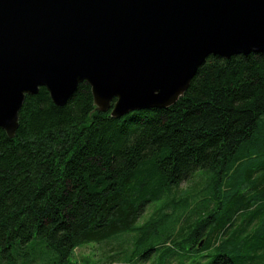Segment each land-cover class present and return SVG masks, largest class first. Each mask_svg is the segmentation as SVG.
Listing matches in <instances>:
<instances>
[{
	"label": "trees",
	"instance_id": "trees-1",
	"mask_svg": "<svg viewBox=\"0 0 264 264\" xmlns=\"http://www.w3.org/2000/svg\"><path fill=\"white\" fill-rule=\"evenodd\" d=\"M90 242L104 264H264V51L211 56L176 103L121 117L87 82L64 105L26 95L0 127V264H78Z\"/></svg>",
	"mask_w": 264,
	"mask_h": 264
},
{
	"label": "water",
	"instance_id": "water-1",
	"mask_svg": "<svg viewBox=\"0 0 264 264\" xmlns=\"http://www.w3.org/2000/svg\"><path fill=\"white\" fill-rule=\"evenodd\" d=\"M262 51L264 0H0V127L40 87L64 105L87 82L112 117L168 107L211 56Z\"/></svg>",
	"mask_w": 264,
	"mask_h": 264
},
{
	"label": "rangeland",
	"instance_id": "rangeland-1",
	"mask_svg": "<svg viewBox=\"0 0 264 264\" xmlns=\"http://www.w3.org/2000/svg\"><path fill=\"white\" fill-rule=\"evenodd\" d=\"M187 186H189V182L182 185V187L185 188ZM151 211L152 208H149L145 213L144 217L141 219V221L147 218L151 213ZM159 241H161V239H159ZM202 247L203 246H201L199 249H202ZM143 252L145 253L146 250ZM74 254L75 257L73 258V260L74 259L77 260L78 264H104L106 257V252L104 248L101 246V244L96 242H90L85 245L76 247V249L74 250ZM214 254H215L214 250H204L202 252L201 251L191 252L188 250H183V252L178 251L174 254V257L176 258L175 261H172L170 263V261L164 260L163 264H210ZM154 255L156 256V252L153 251L151 253V259L149 263L160 264L158 262L156 263L154 262ZM139 257L135 258L134 260L138 259ZM83 259L84 262H82ZM141 260L142 259L140 257L137 261L140 262Z\"/></svg>",
	"mask_w": 264,
	"mask_h": 264
}]
</instances>
